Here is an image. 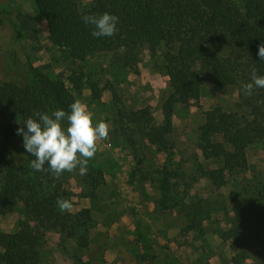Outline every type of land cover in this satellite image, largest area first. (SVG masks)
I'll use <instances>...</instances> for the list:
<instances>
[{
    "label": "rangeland",
    "instance_id": "1",
    "mask_svg": "<svg viewBox=\"0 0 264 264\" xmlns=\"http://www.w3.org/2000/svg\"><path fill=\"white\" fill-rule=\"evenodd\" d=\"M92 0H75L80 10ZM237 1V0H236ZM2 9H18L23 38L16 41L6 22L0 19V83L27 84L31 76L27 64L38 67L66 86L75 72L91 74L107 81L112 92L103 91L93 100L88 89L74 92L76 100L93 113V123L103 120L110 126L109 138L101 141L95 157L89 160L87 174L100 172L102 183L93 200L85 197L92 181L86 175L64 172L61 191L66 193L74 213L90 208L94 221L86 250L76 251L73 240L57 230H45L38 246L39 264H227L231 256L225 232L233 219L231 195L241 192L245 198L255 184L264 179V137L246 151L248 168L233 172L223 187H214L198 169L218 167L213 160H202L196 149V131L203 123V112L220 107L224 112L247 114L240 105L236 86L224 93L206 82L189 98L187 106L174 107L172 130L163 135L162 152L147 144L136 128L117 115V110L147 107L160 128V107L170 92L164 75L163 46L154 53L143 52L139 61L126 63L123 52L71 61L63 48L50 43L46 23L33 0H0ZM15 118L0 117V147L17 164L19 153L9 142L7 130ZM64 126L65 122H64ZM173 187L162 185L163 176ZM171 175V176H170ZM57 177L44 182L50 191ZM245 187V191H243ZM170 197L178 205L161 210L159 201ZM27 217L20 203L13 212L0 217V231L13 233ZM248 264H264V206L249 202L244 221L238 223Z\"/></svg>",
    "mask_w": 264,
    "mask_h": 264
},
{
    "label": "trees",
    "instance_id": "2",
    "mask_svg": "<svg viewBox=\"0 0 264 264\" xmlns=\"http://www.w3.org/2000/svg\"><path fill=\"white\" fill-rule=\"evenodd\" d=\"M33 2L46 23L50 43L63 48L71 61L82 62L120 50L125 62L133 64L143 52L154 53L163 46V71L171 89L160 107V128L147 107L117 110L118 117L136 128L158 152L164 149L163 135L172 130L175 105L187 106L204 82L219 93L236 86L240 105L247 114L227 113L220 107L203 112V123L196 131V149L202 160H213L219 166L198 171L220 188L233 172L247 170L246 151L264 137V103H259L264 101V88H254L247 96L241 85L251 81L253 69L264 76V60L258 56V47L264 43V0H92L83 10L75 0ZM104 12L119 18L118 31L111 37H94V26L85 24L82 17ZM0 19L8 24L14 39L21 41L18 9L0 8ZM27 66L31 76L27 84L0 83V117L16 119L6 135L21 157L17 164L0 147V217L13 212L17 203L27 217L16 232L0 231V264H39L37 248L49 229L73 240L76 251L86 250L94 224L90 208L65 215L57 210V199L66 195L61 191L64 173L56 176L32 169L30 163L35 157L25 151L17 129L27 118L36 119L35 112H70V105L76 101L74 92L88 89L92 99L97 100L103 91L112 92V86L82 71L70 76L66 86L60 78L30 63ZM56 177L58 181L46 191L44 182ZM167 177L161 180L164 189L176 184L168 182ZM87 178L92 181L85 197L93 200L102 176L96 172V176L87 174ZM242 189L245 191V187ZM245 193L234 191L231 195L233 219L225 237L232 254L227 264H248L238 223L244 221L249 202L264 206V179L255 184L249 199ZM177 205L170 197L159 201L161 210Z\"/></svg>",
    "mask_w": 264,
    "mask_h": 264
},
{
    "label": "clouds",
    "instance_id": "3",
    "mask_svg": "<svg viewBox=\"0 0 264 264\" xmlns=\"http://www.w3.org/2000/svg\"><path fill=\"white\" fill-rule=\"evenodd\" d=\"M82 19L85 24L94 26V37H111L118 31L119 18L114 14L104 12L99 16L85 15ZM258 56L264 60V43L258 47ZM241 87L245 95L251 96L254 88H264V76H258L253 69L251 81ZM33 115L36 119L27 118L17 129V135L23 137L25 151L35 157L30 167L39 172L50 171L56 176L77 169L79 175H86L88 162L98 152L99 143L109 138L110 126L103 120L94 124L93 113L80 100L70 105L68 113L58 109L51 115L41 112ZM57 206L61 212H71L73 207L71 201L64 198L57 199Z\"/></svg>",
    "mask_w": 264,
    "mask_h": 264
}]
</instances>
